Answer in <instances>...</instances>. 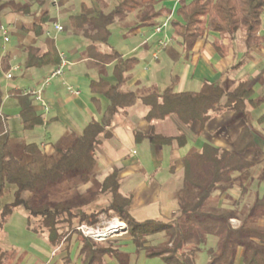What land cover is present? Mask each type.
Here are the masks:
<instances>
[{"label": "trees", "instance_id": "16d2710c", "mask_svg": "<svg viewBox=\"0 0 264 264\" xmlns=\"http://www.w3.org/2000/svg\"><path fill=\"white\" fill-rule=\"evenodd\" d=\"M163 1L116 0V5L107 10L109 4L105 0H96L97 6L83 3L79 14L70 15V26L83 29L90 38L87 53L100 63L114 62L115 82L91 80L94 97L100 94L107 97L108 107L99 121H91L79 136L56 147L53 153L46 152L37 142H29L22 146L19 154L15 153L7 119L2 113L5 93L0 81V198L8 199L0 209V231L15 209L22 206L28 215V228L38 235H45L52 250L59 251L62 242L78 234V225H97L105 215L127 223L129 239L137 250L159 256L166 264H194L193 256L202 247L207 249V264H234L239 248L242 249L243 264H264V229L257 225V219L264 217V189L251 190L252 168L256 163L242 156L246 148L254 146L251 141L245 147V140L251 137L250 130L234 143L233 150L207 142L199 151L183 158L180 208L168 221L136 220L130 210L132 195L122 190L115 170L107 173L98 191L106 199L94 207L77 208L72 200L49 196L51 192L59 191L68 175L80 174L86 182L89 180L97 171L96 146L101 135L109 134L111 119L121 108L130 107L138 100L134 92L120 91V85L138 65L139 59L124 57L112 47L108 51L99 47L109 44L110 27L116 19L134 12L143 13L142 24L154 26L155 30L159 25L155 23L156 19L164 17L165 20L173 15L172 34L182 38L183 43L194 42L206 31L225 36L240 30L245 32L248 48L260 42L264 0H179L175 14L171 9H155ZM36 28L41 34L42 24ZM60 62L58 52L40 53L33 48L26 60L28 66L51 64L56 67ZM175 83L174 80L163 91L141 98L147 107L145 119L152 126L149 133L136 130L137 140L147 139L158 147L172 144L182 147L188 140L187 127L194 122L204 126L212 115L223 109L235 111L238 106L241 110L245 100L254 102L249 80L240 81L229 91L218 84L206 83L199 91L178 92ZM8 94L19 100L24 130L45 123L43 113L36 109L32 96L25 94L24 89L11 88ZM171 118L178 120L180 133L158 131L159 122ZM260 181L264 182V162ZM235 186L239 187V199L232 204L222 203L224 194H230ZM247 199L252 200L249 206L245 202ZM234 218L241 220L238 227L232 225ZM160 235L165 236L166 244L156 247L152 242ZM210 236L216 239L215 246H208ZM80 237L81 264H108L107 257L120 264L126 262L121 241L114 248L109 243L102 246L88 236ZM19 255L20 251L14 246L0 245V264H17Z\"/></svg>", "mask_w": 264, "mask_h": 264}, {"label": "crops", "instance_id": "0c3cea01", "mask_svg": "<svg viewBox=\"0 0 264 264\" xmlns=\"http://www.w3.org/2000/svg\"><path fill=\"white\" fill-rule=\"evenodd\" d=\"M57 1L58 3L54 4L53 0H0V29L3 31V36H0V81L5 93L2 113L7 119L10 134L9 122L19 117L20 129L22 120L19 100L16 97H8L9 94L5 91L11 88H23L8 82L7 79L12 80L16 77V73H19L20 76L35 82L36 85L33 87H25V91L26 88L39 87L44 76L55 68L51 64L28 66L26 60L30 48L38 49L40 53L63 51L72 62L64 68L62 76L56 77L45 87L44 98L49 106L47 112L41 103L32 97L36 109L44 116L45 123L42 126L47 134L39 144L48 153H53L56 147L74 140L91 121H99L108 107L109 99L102 94L94 97L90 89L92 79L102 80L103 78L94 79L91 78L93 76L91 74H103L106 71L107 76L112 77L113 83L115 82L114 62L103 64L87 53L88 45L91 44L90 38L83 29L70 26L69 17L72 14H67L64 18L67 24L61 23L63 9L72 7V0ZM173 2L175 14L180 3L178 0ZM83 3L85 2L81 3V10ZM163 18L161 17L157 24H160ZM40 23L42 24L41 34L36 28V25ZM54 23L63 24L64 30L57 31ZM5 31L8 41L5 40ZM62 32L74 35L80 43L73 41L68 51L59 50L56 47V39ZM138 32L132 31L130 34L134 38L132 45L117 48L124 57L133 56L139 59L138 65L120 85V91L134 92L138 100L130 107L121 108L111 119L108 127L109 134L101 135L100 143L96 146L99 175L102 174L105 177L110 171L118 172L122 190L132 195L130 210L136 220L168 221L173 214H178L180 208L179 180L183 169V158L193 151H199L207 142L233 150L234 143L250 130L251 137L245 140L247 142L245 147H248L251 141H254V146L246 148L242 156L256 163L252 168L254 179L251 180V190L253 192L257 189L263 190L264 182L260 181V175L255 176V174H261L264 162V16L259 31L260 42L250 48L246 45L244 31L240 30L233 35L225 36L219 32L206 31L191 43H183L182 38L173 36L170 46L160 50L158 58L154 59V52L159 50L160 37L154 42H152L153 37H145L143 40L139 37V41H136ZM168 33L172 36V31L167 30L166 34ZM99 47L102 51H108L112 46L100 44ZM142 48H144L143 53ZM142 56L148 57L145 60L149 62L144 70L142 68L138 70L137 67L142 64ZM184 57L186 58L183 59ZM162 60L164 67L161 66ZM152 62H156L157 66L150 69L148 64ZM79 65L84 66L82 72L88 79V89L86 88L84 94L79 89L76 76L73 75L75 74L73 67ZM14 66L20 68L12 71ZM175 67L180 68L176 74H174ZM11 71L13 77L7 78V74ZM174 80L176 81L175 89L178 92L199 91L206 83L218 84L229 91L234 89L240 81L249 80L253 89L254 102L245 100L241 110L238 106L235 111L223 109L221 113L212 115L204 126L200 122H194L187 127L188 140L184 146L188 149L185 153L180 151L183 146L172 144L158 147L147 139L137 140L136 130L149 133L152 126L145 119L147 107L141 98L163 91ZM65 83L74 86L79 94L71 92ZM10 97L14 98V103L9 104L11 106L14 104L12 108L6 107ZM93 97L97 99V102L93 100ZM167 121L174 124L176 131L179 129L178 120L172 118L159 122L157 128L159 129V125ZM238 196L239 187L235 186L230 194H224L221 202L232 204L239 199ZM245 202L248 204V200ZM231 221L233 227L241 224L238 218ZM257 225L264 229V217L257 219ZM215 244L216 239L210 236L208 246H215ZM79 249L80 246H76L74 250L77 256ZM107 261L108 264H120L116 259L109 257ZM58 264L67 263L58 261ZM73 264H81L80 256ZM121 264L131 263L122 262ZM234 264H243L241 248L238 250Z\"/></svg>", "mask_w": 264, "mask_h": 264}, {"label": "rangeland", "instance_id": "374dc122", "mask_svg": "<svg viewBox=\"0 0 264 264\" xmlns=\"http://www.w3.org/2000/svg\"><path fill=\"white\" fill-rule=\"evenodd\" d=\"M107 1L109 2L108 3L109 7L107 10L112 9L117 3L116 0H107ZM82 2H85L88 6H92V7L97 6L96 0H72V7L63 9L64 14L62 13L60 17L61 23L63 24L66 23V20L64 18L66 17L67 14H79L81 12ZM173 5H174L173 0H165L157 4L155 9L157 10L159 8H167L174 10ZM142 19H143V13L138 14L137 12H134L125 18L116 19L110 27L111 29V36L109 39L110 46L115 47L117 49L132 45L134 39L130 35L132 31L138 32L140 30L138 32L139 36H137L135 39L136 41H139V37H142V40L145 37H150V38L153 37L152 42L159 39V37L160 38L164 37L167 30L170 32L172 31L171 23H170L169 27L166 30H164L162 33L155 34L154 27L150 25L142 24ZM159 19H156L155 23L159 22ZM162 21L163 20H161V22ZM0 36H3V31L1 29H0ZM173 36H174L173 34L172 36L170 34L168 35V38H171V41L165 47L160 48L158 46L159 50H156L154 52L153 55L154 59H156L155 56H159L158 53L160 50H164L165 48L170 46V44L172 43ZM73 41L77 44L80 43V41H78V38L76 39L74 35H71L66 32H62L57 35L56 47L59 50L68 51ZM143 51L144 48H142V53ZM146 58L148 59V57ZM146 58L142 56V64H140V66L137 67L138 70L141 68L144 70L145 67H147V63L149 61L145 60ZM185 58L186 57H184L183 59ZM71 63L72 62L70 61L69 64ZM156 64H157L156 62H152L148 64V67H150V69L151 67L155 68L157 66ZM161 66L164 67L163 60L161 62ZM73 68L75 69V74L73 75L76 76L77 78L76 81H78L80 86L79 89L84 94L86 92V88L88 89L87 87L88 79H86V77L83 75L82 72L84 66L79 65L78 67H73ZM179 69H180L179 67H175L174 74H176L179 71ZM48 74L49 73H47L44 76V79ZM91 75H90L91 78L94 79L103 78L107 81L113 82V78L108 77L106 71H104L103 74L92 73ZM54 79H52V81ZM7 81L8 82L10 81V83L14 85H18L20 88L23 89H25V87H33L34 85H36L35 82H33L32 80L20 76L19 73H16V77L14 79L12 80L7 79ZM26 89L28 90L29 88ZM5 92L6 94H8V90H6ZM9 100L10 101L7 103L6 107L8 108L14 107V104L12 106L9 105L11 104V102L14 103V98L10 97ZM9 123L11 126V134H10L11 141L16 154H19V151L22 149V146L25 145V143L34 142V141L41 143L45 139V135L47 134L44 131L42 125H39L32 130H24L22 126H20L19 129V125L21 123L19 117L16 120L12 119ZM158 131H162L167 134L180 133L179 130L176 131L174 124H172L170 121L163 123V125H159ZM187 149H188L187 146H183L180 149V151L182 153H185L187 152ZM180 175H179L180 176L179 182L181 184L180 188H182L183 187L182 172H180ZM252 175L254 176V174ZM258 175L260 174H255V176ZM103 178L104 175L102 174L99 175L97 171L93 172L90 175L89 180L87 182L83 179V177L80 174L68 175V177H66V179L64 180V183L61 184L59 191L51 192L52 194L49 196L51 198H58V199L66 198L68 200H72L73 204L77 208L94 207L102 203L106 199L104 195H101L98 192ZM7 200H8L7 198H0V209L1 206ZM247 200H248L247 205L248 206L251 205L252 203L251 199H247ZM116 220L119 221V223H116L115 222ZM27 224H28L27 212L22 206H19L15 209L14 213L8 219L3 230L0 231V245L4 247L14 246L20 251V255L17 259V264H58V261L59 262L66 261L67 264H73L74 261H76L77 257L80 256L79 254L77 256V253L74 251L76 246H80V241L78 240V238L80 239L81 238L80 236L82 235L86 236V234L83 233V231L80 229L82 225L100 227L101 231L104 232V234H102V236L100 237H90V238H92L95 242H97L102 246H105L109 243L111 247L116 248V246L121 241V250L124 252L123 253L124 256H127V258L124 260L126 262H129L131 264L132 263L133 264H166L164 260L159 256H150L145 251L142 250L138 251L135 245L133 244V242L129 239L128 224L122 221L121 219H119L118 217H107L103 215L101 217V221L97 225H88L86 223L78 225L76 228L78 230V234L80 233V235L74 234L72 235L71 239L62 242L63 245L59 251H53L46 236L36 234L35 232H33L28 228ZM152 243H154L156 247L163 246L164 244H166V238L164 235H160L158 237H155V240ZM193 257H194V264H207L209 257L206 247H202L200 250L196 251ZM68 258H70V261H68Z\"/></svg>", "mask_w": 264, "mask_h": 264}, {"label": "built area", "instance_id": "2783aa9c", "mask_svg": "<svg viewBox=\"0 0 264 264\" xmlns=\"http://www.w3.org/2000/svg\"><path fill=\"white\" fill-rule=\"evenodd\" d=\"M179 1V0H178ZM54 4H57L58 1L57 0H53ZM263 16H264V11H263ZM171 18L172 16L167 17L163 23H160L159 25L156 26L155 28V33L160 34L162 33L164 30H166L170 23H171ZM54 27L57 31H63L64 27L63 25L59 24V23H54ZM4 29V28H3ZM7 34V32L5 31V35ZM8 36L6 35L5 40L8 41ZM171 41V38H168V35L165 34L164 37H161L159 40V47L163 48L165 47L169 42ZM59 56L61 58V62L58 66H56L55 68H53L49 74L45 77V79L43 80L42 84L39 87L36 88H31L28 90H25V94H30L36 101L40 102L43 109L47 112L49 109V106L44 98V90L45 87L47 85H49L52 81V79L62 76L64 73V68L70 63L67 55L65 52L61 51L59 53ZM156 58H158V56H155ZM20 67L19 66H14L12 68V71L14 70H18ZM9 72L7 74V78H12L13 77V73ZM65 85L67 86V88L76 94H79V91L76 90L74 88V86L71 85H67V83H65ZM80 229L83 231V233L86 234V236L89 237H100L102 236V234H104V232L101 231L100 227H93V226H87V225H82L80 227ZM102 232V233H101Z\"/></svg>", "mask_w": 264, "mask_h": 264}, {"label": "bare ground", "instance_id": "6f19581e", "mask_svg": "<svg viewBox=\"0 0 264 264\" xmlns=\"http://www.w3.org/2000/svg\"><path fill=\"white\" fill-rule=\"evenodd\" d=\"M115 222H116V223H119V221H117V220H116Z\"/></svg>", "mask_w": 264, "mask_h": 264}]
</instances>
